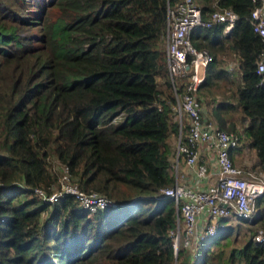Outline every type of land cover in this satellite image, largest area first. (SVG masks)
<instances>
[{
  "label": "trees",
  "instance_id": "1",
  "mask_svg": "<svg viewBox=\"0 0 264 264\" xmlns=\"http://www.w3.org/2000/svg\"><path fill=\"white\" fill-rule=\"evenodd\" d=\"M176 1L0 0V264H264V241L253 238L264 227V194L253 221L220 218L194 256L182 240L173 247V197H155L174 181L178 120L162 40L167 5ZM198 2L203 17L216 6L238 14L229 33L225 21L191 30L193 43L212 54L198 89L239 78L211 114L252 147L251 166L264 170L256 3ZM228 52L239 76L224 62ZM238 107L246 118L239 128L226 116ZM61 165L81 188L120 204L90 212L70 193L42 199L33 188L50 192ZM242 222L249 233L236 242L230 236ZM183 231L180 220L181 237Z\"/></svg>",
  "mask_w": 264,
  "mask_h": 264
},
{
  "label": "built area",
  "instance_id": "2",
  "mask_svg": "<svg viewBox=\"0 0 264 264\" xmlns=\"http://www.w3.org/2000/svg\"><path fill=\"white\" fill-rule=\"evenodd\" d=\"M251 10L253 29L260 34L262 46L255 61V70L264 82V0H253ZM238 14L231 8L216 6L203 17L198 0H177L166 8L165 61L175 96L173 104L178 120V138L175 156L182 158L196 178L208 176L211 168L200 158L199 144L207 143L213 148L214 178L204 187L183 183L175 174L171 184L162 186L155 197L170 195L180 209L176 216V230L172 236L173 247L178 249L182 240L191 245L213 235L219 216L232 213L236 218L252 221L258 214L256 198L264 194V170L242 167L233 162L230 148L239 144L233 129L219 127L214 119L205 115L203 104L197 97L206 67L212 59L207 47L193 43L191 30L198 25L209 26L215 21H225L223 31L229 33ZM187 122V124H186ZM187 126L185 137L183 129ZM66 166V165H65ZM62 174L61 185L50 192L35 186L33 190L42 199L52 202L63 194H72L77 202L93 212L106 206H116L119 200L94 189H83L70 178L68 167ZM65 180V181H64ZM44 188V187H43ZM180 220L183 236L180 234ZM257 241H264V227L253 233Z\"/></svg>",
  "mask_w": 264,
  "mask_h": 264
},
{
  "label": "rangeland",
  "instance_id": "3",
  "mask_svg": "<svg viewBox=\"0 0 264 264\" xmlns=\"http://www.w3.org/2000/svg\"><path fill=\"white\" fill-rule=\"evenodd\" d=\"M162 47L165 50V38H164V35H163V40H162ZM223 58H224L225 64H233L234 65L232 73L239 76L240 75V68H239L238 63H237L236 55L234 53L228 52L225 55H223ZM159 77H158V80H159V82H161L162 80ZM234 79H235V83L231 82L230 80H227V81L226 80H219L218 85L211 87L209 89V91L208 90H203V91L201 90V94H202V96H204L203 97V103H204L206 109L209 112H211V108H212L213 104H215L218 100L224 98L223 96L230 92V89L233 87V85L234 86L236 85V83L239 80V78H237V80H236V77H234ZM243 115L244 114H243V111H242L241 107H238V108H236V110H232V111H229V112L226 113L228 122H235L237 128L241 127L242 124L245 123V121H246V118L242 119ZM177 138H178V134L176 136V141H177ZM49 150H50V148H49ZM252 152H253V149H252V147H250V149H247L246 152L242 153L241 156L243 157L244 155H246L248 157V154L251 156ZM48 160L52 163V165L56 164L59 161L57 158L54 157L53 152L51 150H50V154L48 156ZM250 160H252V159H250ZM180 164H181V159L177 158L175 156V154H174V161H173V174H174V176H175V174H177V171H179V169L181 170L182 167H180ZM250 165H254V164L250 163ZM250 165L240 164L239 166L249 167ZM65 169H67L66 166L65 165H61L60 169L56 170L57 171V175H58L57 176L58 184H60V185H61V182H62V174H63V172H65ZM179 179H180V177H179ZM40 188L42 190H44L43 187H40ZM56 188L57 187H55V189ZM53 189H54V187L52 188V190ZM57 200H59V199H57ZM54 201H56V200H54ZM177 209H178V215H179L180 209L179 208H177ZM45 213H46V211L43 212V216L45 215ZM230 222L232 224H235V223L238 222V219L235 218L234 216H231L230 217ZM245 225H247V223L242 222L241 230L238 231L236 235L232 234L230 236V239L236 238V242H241L242 238H244L247 235V233H249V230L246 231ZM259 227H261V226H258L257 228H259ZM197 243L198 242L193 241L191 243V245H190V247L192 246L191 247L192 249H190V251L193 253L192 254L193 256H194L195 250H196V248H194V247L196 246ZM174 264H176V261L174 262Z\"/></svg>",
  "mask_w": 264,
  "mask_h": 264
},
{
  "label": "crops",
  "instance_id": "4",
  "mask_svg": "<svg viewBox=\"0 0 264 264\" xmlns=\"http://www.w3.org/2000/svg\"><path fill=\"white\" fill-rule=\"evenodd\" d=\"M231 53H233V52H231ZM199 89H200V87H199ZM199 89L197 90V97L200 100V102H202L203 109L205 111H207L208 114L211 115V118L212 119H214V116L211 114V112H209L206 109V107H205V105L203 103V97L204 96H202L201 90H199ZM214 121H215V119H214ZM239 143H240V145L238 146V148L233 151L232 155L230 154L232 156V159L234 160L233 162H235V164H237V165L238 164L239 165L240 164L250 165V163L253 164L254 161H255V154H254V152L251 153V156L248 154V157L246 155H244L242 157L241 156L242 153H245L247 149H250V147L246 144V142H243V144L241 142H239ZM176 146H177V141H176V145L174 147V154H175ZM198 148H199L200 158H202L204 161H206L208 163L209 168H211L208 176L202 177V178H196L194 176L193 170L191 168H189L185 164V162H184V160L182 158H180L181 159L180 167H182V168H181V170L179 169V171H177V175H178V178L180 177V180L183 183L187 184V185L196 186V187H204L205 185H207L214 178V173H215V164H214V156H213V150L214 149L211 148V147H209V144H207L205 142L204 143H200ZM250 159H252V160H250ZM255 166H251L250 165L247 168H258V169H261L257 165H255ZM224 216L231 217V216H234V215L232 213L221 215L217 219V222H218V220L220 218H222Z\"/></svg>",
  "mask_w": 264,
  "mask_h": 264
},
{
  "label": "clouds",
  "instance_id": "5",
  "mask_svg": "<svg viewBox=\"0 0 264 264\" xmlns=\"http://www.w3.org/2000/svg\"><path fill=\"white\" fill-rule=\"evenodd\" d=\"M119 204H120V201H119ZM255 218H256V217H255ZM255 218H254V219H255ZM252 221H253V220H252ZM176 251H177V250H176ZM176 251H175V252H176Z\"/></svg>",
  "mask_w": 264,
  "mask_h": 264
},
{
  "label": "water",
  "instance_id": "6",
  "mask_svg": "<svg viewBox=\"0 0 264 264\" xmlns=\"http://www.w3.org/2000/svg\"><path fill=\"white\" fill-rule=\"evenodd\" d=\"M254 220V219H253Z\"/></svg>",
  "mask_w": 264,
  "mask_h": 264
}]
</instances>
